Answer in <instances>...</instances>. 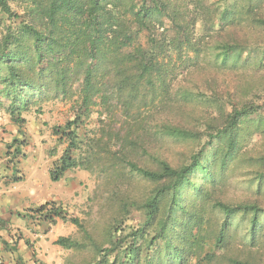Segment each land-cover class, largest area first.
I'll list each match as a JSON object with an SVG mask.
<instances>
[{
    "label": "rangeland",
    "instance_id": "rangeland-1",
    "mask_svg": "<svg viewBox=\"0 0 264 264\" xmlns=\"http://www.w3.org/2000/svg\"><path fill=\"white\" fill-rule=\"evenodd\" d=\"M131 1L135 8L144 2L154 6V0ZM160 1L168 3L167 9L156 15L161 23L155 24L156 32L165 39V55L159 60L166 73L165 85L158 87L152 102L147 95V104L124 111L121 102L110 96L105 104L96 98V105L83 110L77 104L80 81L73 78L65 90L48 86L41 92L22 94L12 117L4 98L5 83L0 81V156L13 167L12 181L23 180L17 186L26 191L35 188L43 199L57 191L54 202L65 211L66 221L56 219L52 225L42 221L35 211L40 205L26 213L42 234L53 229L55 237L78 242L69 249L59 245V254L67 264H227L230 257L264 264L263 213L253 239H249L251 212L236 215L229 226L231 240L218 244L214 239L224 218L215 206L218 202L264 209V0ZM47 4L48 0H13L10 16L0 10V43L7 26L19 35L21 21L30 23L34 18L42 23ZM172 12L185 26L180 33L184 41L177 39L178 48L171 47L176 34ZM228 12L230 20L224 24L221 17ZM126 17L129 32L147 47V31L140 30L129 14ZM22 44L28 55L35 54L31 40L25 37ZM222 44H234L235 48L226 53ZM124 51L133 53L134 45ZM21 65V71L30 75L38 68ZM0 72L5 74V70ZM251 104L263 108L247 116L236 147L229 151L220 131L228 115ZM168 126L188 130L190 136L166 135ZM64 153L79 166L55 181L50 172L60 169ZM196 154L208 176L201 180L200 171L192 174L190 180L200 190L186 193L181 202L191 216L204 209L203 227L209 231V244L198 257L186 254L179 261L175 258L178 253L164 254L163 241L152 236L168 214L181 234L189 215L172 212L170 197L165 195L154 225L139 237L145 202L166 180L144 178L130 171L125 161L157 170V160H164L180 168ZM70 217H76L81 225H74ZM170 230L168 226L169 237L164 242L171 244L172 239V247H176L179 234Z\"/></svg>",
    "mask_w": 264,
    "mask_h": 264
},
{
    "label": "trees",
    "instance_id": "trees-1",
    "mask_svg": "<svg viewBox=\"0 0 264 264\" xmlns=\"http://www.w3.org/2000/svg\"><path fill=\"white\" fill-rule=\"evenodd\" d=\"M12 1L0 0V10L8 16L12 13L10 8ZM153 5L151 8L144 2L135 8L131 0H48L45 20L42 23L34 18L30 23L21 21L19 32L22 31V34L19 35L7 26V32L0 43V71L5 70L3 75L0 72V81L5 83L4 98L8 103L10 115L14 117L15 110L18 109L15 102L19 101L22 94L25 95L31 90L41 92L48 86L65 90L67 85L74 81H80L77 104L83 110L96 105V98L100 99L101 104H105L110 96L121 102L124 111H130L132 107L139 109L147 104V95L151 96L149 101L152 102L158 87L163 88L165 85L164 62L159 60L161 55H165V39L161 38L162 33L156 32L155 24L157 25L158 21L161 23L156 15L166 10L168 3L154 0ZM172 13L176 34L173 35L175 37L171 41V47L178 48L177 39L184 41L180 33L185 26L176 19L177 14ZM128 14L140 30L147 31V47L138 43L136 37L129 32L126 17ZM230 16L231 13L228 12L227 15L224 13L221 17L222 22L228 23ZM183 33L189 46V33L186 32V28ZM25 37L31 40L34 47L35 54L32 56L26 53L27 48L22 44ZM128 45H134L133 53L124 51V47ZM221 46L226 53L235 48L234 44ZM21 63L27 66L34 64L38 68L36 70L34 68L31 75L25 74L21 71ZM36 79L38 80L35 81ZM262 108L252 104L244 105L235 109L232 115H228L225 127L222 128L219 136L225 139L229 151L236 147L241 125L247 120V116L258 113ZM165 133L177 137L190 136L188 130L179 127L168 126ZM199 156V154L194 155L189 164L180 168H173L166 161L157 160V170L145 169L132 161H125L130 171L144 178L156 182L166 180V183L157 188L145 202V219L138 230L139 237L144 236L145 228L151 227L157 220L161 200L165 195L170 197L172 212L189 215V219L182 224L181 234L175 230L178 223L170 222L168 218L171 214H168L159 221L160 227L156 236H152L153 240L159 238L163 241L164 254L171 253L174 256L178 253L175 258L179 261L186 254L189 257H198L209 244V231L203 227L204 209L201 213H194V216H191L190 212L185 210V204L181 202L182 199H186L184 196L186 193L193 191L196 194L200 190V187H196V184L190 180L192 174L200 171L198 179L201 180L208 176ZM61 163L60 169L50 172V176L55 181L59 180L64 172L79 166V163L67 156V153L62 155ZM215 206L224 215L223 222L214 237L216 243L221 244L231 240L229 226L238 213L247 212L253 214L249 230V239H253L254 229H257V221L261 213L264 214V209L256 205H229L223 202H218ZM35 211L38 212L39 218L49 225L55 224L56 219L67 220L65 211L54 201L41 204ZM69 221L76 226L81 225L76 217H70ZM168 226L171 227L170 231L179 234L180 240L177 241L176 247H172V239L171 244L167 240L164 242L168 235ZM54 243L66 249L78 246L77 241L66 236H59ZM226 262L251 264L233 257L227 258Z\"/></svg>",
    "mask_w": 264,
    "mask_h": 264
},
{
    "label": "crops",
    "instance_id": "crops-1",
    "mask_svg": "<svg viewBox=\"0 0 264 264\" xmlns=\"http://www.w3.org/2000/svg\"><path fill=\"white\" fill-rule=\"evenodd\" d=\"M5 162L0 156V264H67L54 243L58 237L53 229L42 234L26 213L29 208L55 201L57 191L43 199L35 188L26 191L17 186L21 180L12 181L13 167Z\"/></svg>",
    "mask_w": 264,
    "mask_h": 264
}]
</instances>
